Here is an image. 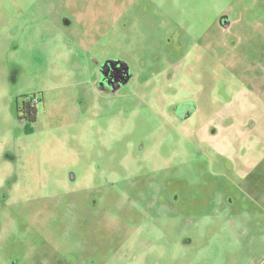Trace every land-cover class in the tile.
<instances>
[{"label":"rangeland","instance_id":"obj_1","mask_svg":"<svg viewBox=\"0 0 264 264\" xmlns=\"http://www.w3.org/2000/svg\"><path fill=\"white\" fill-rule=\"evenodd\" d=\"M261 97L263 0H0V264H264Z\"/></svg>","mask_w":264,"mask_h":264},{"label":"trees","instance_id":"obj_2","mask_svg":"<svg viewBox=\"0 0 264 264\" xmlns=\"http://www.w3.org/2000/svg\"><path fill=\"white\" fill-rule=\"evenodd\" d=\"M33 97H25L20 103V106H16L17 111H20V115H18L19 119L24 120L29 126L31 123L35 122L37 115V108L32 100Z\"/></svg>","mask_w":264,"mask_h":264},{"label":"crops","instance_id":"obj_3","mask_svg":"<svg viewBox=\"0 0 264 264\" xmlns=\"http://www.w3.org/2000/svg\"><path fill=\"white\" fill-rule=\"evenodd\" d=\"M70 1H74V2H77V0H70ZM264 1V0H263ZM98 3V2H97ZM81 15H83V13H81V12H79L78 13V16L80 17ZM222 18H223V22L224 23H227L228 25H231V24H233V23H235V19H231L230 17H227L226 15H222L221 16ZM262 98V100H263V102H264V97H261ZM192 113V112H191ZM191 113L190 114H188L187 115V117H189L190 115H191ZM185 118H186V116H185ZM187 119V118H186ZM224 122H230V120L229 121H224ZM218 132V131H217ZM217 132H215L216 134H217Z\"/></svg>","mask_w":264,"mask_h":264},{"label":"built area","instance_id":"obj_4","mask_svg":"<svg viewBox=\"0 0 264 264\" xmlns=\"http://www.w3.org/2000/svg\"><path fill=\"white\" fill-rule=\"evenodd\" d=\"M32 100H33V103H35V104H37L38 101H39V100L36 99V97H33Z\"/></svg>","mask_w":264,"mask_h":264},{"label":"water","instance_id":"obj_5","mask_svg":"<svg viewBox=\"0 0 264 264\" xmlns=\"http://www.w3.org/2000/svg\"><path fill=\"white\" fill-rule=\"evenodd\" d=\"M224 25H227V23H224Z\"/></svg>","mask_w":264,"mask_h":264},{"label":"flooded vegetation","instance_id":"obj_6","mask_svg":"<svg viewBox=\"0 0 264 264\" xmlns=\"http://www.w3.org/2000/svg\"><path fill=\"white\" fill-rule=\"evenodd\" d=\"M36 105V104H35Z\"/></svg>","mask_w":264,"mask_h":264}]
</instances>
